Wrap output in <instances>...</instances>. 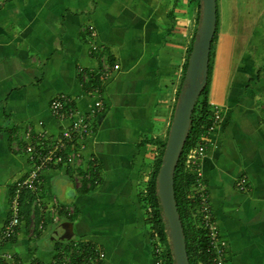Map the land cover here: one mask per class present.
Returning <instances> with one entry per match:
<instances>
[{"label":"crops","instance_id":"obj_1","mask_svg":"<svg viewBox=\"0 0 264 264\" xmlns=\"http://www.w3.org/2000/svg\"><path fill=\"white\" fill-rule=\"evenodd\" d=\"M233 4L232 28L216 23L208 99L220 118L198 167L228 263L264 264V0H244L237 10ZM199 21V0H0V228L13 184L30 168L25 127L41 121L56 133L52 97L72 95L85 110L101 59L114 69L84 151L94 158L97 184L84 187V161L47 169L45 204L55 196L74 212L61 210L58 223L32 230L40 210L24 194L17 234L5 246L15 259L29 264L96 250L104 257L95 264H153L140 192L167 137ZM90 26L98 54L88 51ZM241 176L243 191L235 185ZM65 222L71 238L51 241Z\"/></svg>","mask_w":264,"mask_h":264},{"label":"built area","instance_id":"obj_2","mask_svg":"<svg viewBox=\"0 0 264 264\" xmlns=\"http://www.w3.org/2000/svg\"><path fill=\"white\" fill-rule=\"evenodd\" d=\"M89 45L88 51L91 54H98L99 46L95 42V30L93 26L88 28ZM111 64L101 59V65L97 71V80L88 90L92 100L87 109H82L77 102V98L66 93H60L52 97L49 103L51 116L59 123L56 133L49 132L41 121L36 129L32 125H27L23 132V151L25 152L30 168L27 173L13 184L12 196L9 204L10 215L5 224L0 228V264H23L14 258L11 252L5 249L17 234L21 222V203L24 194L33 196V206L35 210H40L39 214L33 215L31 229H43L46 223H58L60 221L61 210L67 216H71L74 208L70 205L62 206L55 196L50 197V205H46L44 198L40 195L44 172L53 167L80 166L85 163L84 178L87 186L96 185L95 163L93 157H85L87 138L93 135V121L100 116L104 109V99L102 87L113 72ZM212 105L213 121L207 128L204 135L205 142L199 143L190 149L186 155L185 166L193 170L197 176L196 186L193 193L198 199L197 213L200 222L206 231L207 249L210 253L211 264H229L227 260V241L220 233L219 225L213 215L212 207L208 200L206 185L201 178L198 161L206 151L208 137L214 130L220 118L218 106ZM236 188L240 191L246 189L247 179L241 176L236 180ZM77 256L60 255L51 261L32 260L29 264H95L104 257L102 252L94 250L91 253ZM153 264H162L161 247L156 245L154 250ZM153 254V255H154Z\"/></svg>","mask_w":264,"mask_h":264},{"label":"water","instance_id":"obj_3","mask_svg":"<svg viewBox=\"0 0 264 264\" xmlns=\"http://www.w3.org/2000/svg\"><path fill=\"white\" fill-rule=\"evenodd\" d=\"M199 1L200 21L156 175L157 197L175 264H189V260L175 200L174 172L189 132L195 103L207 82L211 43L217 20L216 0ZM71 236L72 225L65 222L58 225L50 239L51 241L68 240Z\"/></svg>","mask_w":264,"mask_h":264},{"label":"trees","instance_id":"obj_4","mask_svg":"<svg viewBox=\"0 0 264 264\" xmlns=\"http://www.w3.org/2000/svg\"><path fill=\"white\" fill-rule=\"evenodd\" d=\"M216 32L217 27L215 29V33ZM186 67L187 63L185 65L184 71H186ZM210 73L211 66L209 62L207 82L195 103L191 116L189 132L174 172V194L183 227L189 264H211L210 253L207 249L206 231L203 228L200 222V217L197 213L198 199L193 193V189L196 186L197 176L193 170H190L185 166V159L188 151L196 147L199 143L205 142L204 135L207 128H209L213 121V108L208 99ZM166 140L167 137L162 143L158 145V155L155 160L152 173L144 189L141 190L139 199L145 207L146 223L150 230L153 254L156 245H159L161 247L160 257L162 259V264H175L173 255L171 253V245L169 244L167 238L165 222L163 219L160 202L157 197L156 187V175L161 163V157ZM83 185L84 187L86 186L87 190L95 186L92 184L88 187L86 180L83 182ZM28 198V209L26 210L27 216L29 215V203L32 201V197Z\"/></svg>","mask_w":264,"mask_h":264},{"label":"rangeland","instance_id":"obj_5","mask_svg":"<svg viewBox=\"0 0 264 264\" xmlns=\"http://www.w3.org/2000/svg\"><path fill=\"white\" fill-rule=\"evenodd\" d=\"M235 2H236V10H237V9H240V7H241L242 3L244 2V0H235ZM217 7H218V9H217V27H218V30L220 28L219 27V23H221L222 20L224 22V24H223L224 28L227 29V30H230L232 28L231 21H232L233 15H234L233 0H217ZM263 20H264V18H263ZM263 24H264V22H263ZM218 30H217V32H218ZM217 32L215 33L214 38L212 40L210 58H212V52H213V49H214L215 40L217 38ZM211 62L212 61H210V66L212 65ZM209 85H210V76H209ZM55 226H56V224H53V226H51L52 228L48 229V231L45 233V235H44L45 242H47V238L49 237V235L51 234V232L53 231ZM60 242H63V241H60ZM56 243H59V241L56 242ZM40 250H41V248L38 247V253L40 252Z\"/></svg>","mask_w":264,"mask_h":264}]
</instances>
